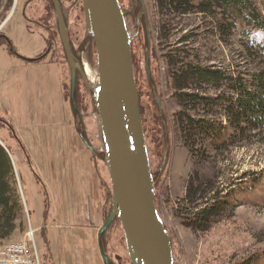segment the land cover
Wrapping results in <instances>:
<instances>
[{
    "label": "rangeland",
    "instance_id": "374dc122",
    "mask_svg": "<svg viewBox=\"0 0 264 264\" xmlns=\"http://www.w3.org/2000/svg\"><path fill=\"white\" fill-rule=\"evenodd\" d=\"M25 1L0 0V13L7 7L0 22V36L2 33L10 36L12 46L27 58H34V55L42 52L36 55L40 56L47 49L49 52L41 61L28 63L8 54L4 40L0 39V137L5 131H13V136L24 145L36 168L35 172L43 169L52 174L48 184H41L36 180L30 162L24 160L25 163L21 164L11 154L18 187L22 188L24 216L20 219L21 225L8 240H21L31 227L34 230V245L43 264H104L97 247V232L110 209L111 189L100 155L101 141L91 97L78 86L83 102L80 109L73 113L75 101L72 97L71 104L68 93L70 71L57 34L54 11L46 0H36L26 8ZM143 1L154 53L149 76L155 83L161 106V113L158 111V114L163 119V132L166 131L167 139L154 121L158 107L155 105L154 90L148 87V84L151 87V78L148 79L145 70V48L139 38L132 45L131 56L136 89L140 94L139 108L142 111V127H145L150 169L152 172L159 169L160 172L155 185V205L171 238L173 262L264 264V258L259 260L255 256L258 252L264 254V133L227 147L224 155L218 159L211 158L212 154L194 157L172 129L171 113L176 106L171 99L166 66L170 56L183 48L194 49L202 65L220 67L231 76H246L263 69L264 61L254 60L247 55L246 40L238 21L234 22V27L228 33L229 38L223 40L217 34L214 18L198 9L176 15V19L169 16L173 24L168 29V37L166 40L158 39L161 31L160 25L156 24L154 0ZM67 2L64 4V11L66 9L69 15L66 30L79 37L82 30L84 32L83 15L78 21L71 9L75 3ZM131 2L135 3V0ZM247 2L264 21V0ZM123 3L125 11L133 10L129 0H123ZM23 9L25 17L22 15ZM132 18L135 16H128L125 20L129 32L135 34V20ZM77 37L73 36V39ZM48 62L54 64L44 68ZM82 66L96 76V68L89 65L87 57L83 58ZM20 67L23 68L18 69ZM39 67L46 71L42 72L43 69ZM78 82V85L82 84L79 78ZM46 90L49 94L44 97ZM63 91L64 100L60 97ZM43 105L44 112L40 115ZM66 118L86 132L84 139L89 140L94 150L93 153L85 147L88 162L91 163L88 173L82 170L69 175L68 170L70 168L71 171L74 165L68 159L69 145L64 142L69 139L68 124H61ZM158 130L159 135H156ZM204 179L210 182L207 186L213 187L214 193L229 200L230 207L223 215L217 216L207 230H193L183 225L177 215H186L182 207L185 201L182 199L188 186L205 183ZM61 191L66 194L58 195ZM60 197L65 201L62 207L57 204ZM211 197L212 193L208 195L206 203H212ZM205 201L199 200V205ZM203 204L199 208L206 205ZM104 243L112 262L131 264L119 221L108 228Z\"/></svg>",
    "mask_w": 264,
    "mask_h": 264
},
{
    "label": "trees",
    "instance_id": "16d2710c",
    "mask_svg": "<svg viewBox=\"0 0 264 264\" xmlns=\"http://www.w3.org/2000/svg\"><path fill=\"white\" fill-rule=\"evenodd\" d=\"M153 2L157 8L158 23L156 24L160 25L161 31L158 39L166 40L168 37V29L173 24L169 19H176V15L198 9L214 18L213 24L216 26L217 34L223 40L229 38L228 33L234 27V22L238 21L241 34L246 40L247 55L254 60L264 61V21L247 0H154ZM6 12L7 7L0 13V22ZM56 29L60 39L58 28ZM193 50L178 49L168 59L172 74L171 98L176 106L171 113V125L175 136L182 140L194 157H207L212 154L211 158L218 159L224 155L227 147L264 133V68L246 76L240 74L231 76L220 67L202 65L199 54ZM70 87L69 84L67 88L72 104ZM148 87L152 90L149 84ZM64 98H66L65 92ZM73 98L75 101L73 113H75L83 102L77 86ZM141 113L140 110L142 117ZM154 121L164 136V122L158 115V108ZM76 129L82 140L86 138V132L81 127L76 126ZM4 134L0 137L3 144L0 143V240L10 239L21 225L20 219L24 216L22 204L24 201L20 191L22 188L18 187L15 175L13 156L11 157L12 147L19 151L25 161L30 162L36 175L34 164L19 138L14 137L11 130L5 131ZM155 134L159 135V130ZM87 142L89 143V140ZM85 146L88 149L86 143ZM91 152L94 153V150ZM100 155L103 157L102 154ZM151 174L155 186L160 176L159 169L151 171ZM204 181L205 183L200 182L195 187L188 186L185 198L182 199L185 201L182 207L186 215L184 217L181 213L177 215L183 225L193 230H207L213 220L223 215L230 207L229 200L218 195L217 192L214 193L213 187L207 186L210 182L206 179ZM211 193L212 203H206ZM109 196L111 198V190ZM199 200H206L204 204L202 203L206 204L203 208H199L202 206L199 205ZM255 256H258L259 260L264 258V254L259 252Z\"/></svg>",
    "mask_w": 264,
    "mask_h": 264
},
{
    "label": "water",
    "instance_id": "95a60500",
    "mask_svg": "<svg viewBox=\"0 0 264 264\" xmlns=\"http://www.w3.org/2000/svg\"><path fill=\"white\" fill-rule=\"evenodd\" d=\"M54 19L70 70V94L76 87V71L92 95L100 136L103 163L111 189L110 209L97 232V245L104 264H112L105 250V237L114 219L120 221L131 264H174L170 235L155 205V186L151 174L146 140L139 110L131 42L118 0H81L85 34L95 43L96 76L83 71L70 50L65 21L58 0H51ZM5 38L4 36H0ZM6 39L8 53L25 62L41 61L40 56L20 55ZM88 79V80H87ZM155 104L160 107L154 90ZM89 150L92 146L83 139ZM165 155L162 163H164Z\"/></svg>",
    "mask_w": 264,
    "mask_h": 264
},
{
    "label": "flooded vegetation",
    "instance_id": "af4514ba",
    "mask_svg": "<svg viewBox=\"0 0 264 264\" xmlns=\"http://www.w3.org/2000/svg\"><path fill=\"white\" fill-rule=\"evenodd\" d=\"M35 1L36 0H26L25 2H27V4H26L25 8L30 3L34 4ZM46 1H47V3H49L51 5V7H52V9L54 11V6H53L52 1L51 0H46ZM118 1H119L120 5H121V8H122V11H123V14H124L125 18H128V16H130V17H134L135 16L134 19L132 18L133 20H135L136 32H135L133 40L131 42V52H132V45L134 44L135 39L139 38V40L142 41L143 47L145 48L144 66H145V70L147 72V76H148V79H149V77L151 78V76H149L150 64H151L152 57H154V53L151 50V48H152V40H151V37H150V28H149L150 27V23H149V19L146 18V11H145L144 1L143 0H135V3H132L131 0H129L130 3L133 4V10L132 11H125L123 0H118ZM58 2H59V5H60V8H61L62 16H63V18L65 17V19H64L65 20V26L67 28H68V16L69 15H68V13H66V9L64 11L65 2H67V3L74 2L75 3V5H72L71 9L75 12L76 16L78 17V21L80 20L81 14L83 15L81 17H82V21H84V24H85L84 12H83V7H82V1L81 0H58ZM24 9L22 11V15H24V17H25ZM75 28L78 29L77 27H75ZM66 32H67V36H68V39H69L70 50H71V52L73 54V57H74V61L77 62L80 65V67L82 68V70L84 71L85 67L82 66L83 65V58L87 57L89 65L91 67L97 68L95 43H94L92 38L86 36L85 27H84V32L82 30V34H80L79 37H77L78 35H75V33H70L69 34L67 30H66ZM1 36H4L5 38H8V39L11 38L10 36H8L5 33H2ZM73 36H76L77 39L76 38L73 39ZM5 38L0 37V39L4 40V43L6 44V39ZM75 40H76V43H74ZM11 44H12V42H11ZM153 47H154V40H153ZM6 48H7L6 51H8L7 44H6ZM87 51L89 52V56H88V52ZM65 57H66V55H65ZM66 61H67V58H66ZM132 61H133V58H132ZM67 64H68V61H67ZM166 66H167L168 72H169V74H168V80H169L168 86H169V89H170L171 81H172V74L170 72L168 61H166ZM68 68H69V64H68ZM75 73H76V83H77L76 86L77 87L80 86V88H82L81 90L87 91L88 95L90 94L91 101L93 102V104H92L91 101H90V103H91V107L93 106L92 109H93V116H94V114H96V109H95V106H94V101L92 99V95L89 92V90L86 88L80 73L78 71H76ZM78 78L81 80V83H82L80 85H78V83H79L78 82ZM149 83H150V81H149ZM151 87H152V90H155V83H154V80L152 78H151ZM170 93L172 94L171 89H170ZM158 109H159L158 111L161 113V106L158 107ZM160 113L158 114L159 116H160ZM164 138L167 139L166 131L164 133ZM95 152H96V150H95ZM100 153L103 155V158H104V153L101 152V151H100ZM116 219H114L113 222L119 221V220H116ZM113 222L111 223V225L113 224ZM119 223H120V221H119ZM120 241L123 242L122 239H120ZM116 257H118V256H116ZM116 261H119V260L116 259ZM111 263L112 264H116L114 261L113 262L111 261Z\"/></svg>",
    "mask_w": 264,
    "mask_h": 264
},
{
    "label": "crops",
    "instance_id": "0c3cea01",
    "mask_svg": "<svg viewBox=\"0 0 264 264\" xmlns=\"http://www.w3.org/2000/svg\"><path fill=\"white\" fill-rule=\"evenodd\" d=\"M39 53H42V52H39ZM38 54H36V55H38ZM36 55H34V57H36ZM49 64H54V62L53 63H49L48 62V64L46 66H44V68H49ZM21 68H23V67H20L18 69H21ZM39 68L43 69L42 72L46 71L43 67H39ZM61 82H62V79H61ZM48 94H49V91L46 90L43 93V96L45 97ZM60 97H61L62 100L65 99L64 98V91L62 93L60 92ZM44 107H45V105L42 106L41 111L39 113L40 115L44 112ZM31 113H33V112H31ZM28 120H29V122H31V119H28ZM61 124H65V125L68 124V129H69V132H68L69 139L66 140V141L64 140V142L69 145V148L67 149L68 159H70L72 161L73 165H74L73 168H71V171H70V168H69V170H68L69 171V175L71 173L74 175L76 172L79 173L82 170H85V172L88 173V169L91 170V163L88 162V157H87L86 151H85V147H86L85 143L81 139L80 135L78 134L75 124H72L67 118L65 120H63V122ZM80 144H82L81 147H79ZM12 149H13L12 150V153H13L12 156L15 159L17 158L21 164L23 162L25 163V161L23 159V156L20 155L19 151L16 148H14V147H12ZM34 168H35V166H34ZM35 170H36V168H35ZM51 174H52V172H45L43 169H41L40 171H38V173L36 171V175H34V176H35L36 180L39 183H41V184H44V183L46 184L47 183L48 184L49 181H50L49 177H50ZM61 194H66V193H65V191H61V192L58 193V195H61ZM62 203L65 204L64 198L60 197V199H57V204L58 205L60 204L61 207L63 206V205H61ZM58 205H57V207H58ZM42 217H44L43 213H42ZM39 225H41V224H39Z\"/></svg>",
    "mask_w": 264,
    "mask_h": 264
},
{
    "label": "built area",
    "instance_id": "2783aa9c",
    "mask_svg": "<svg viewBox=\"0 0 264 264\" xmlns=\"http://www.w3.org/2000/svg\"><path fill=\"white\" fill-rule=\"evenodd\" d=\"M29 228L21 240H0V264H43Z\"/></svg>",
    "mask_w": 264,
    "mask_h": 264
}]
</instances>
